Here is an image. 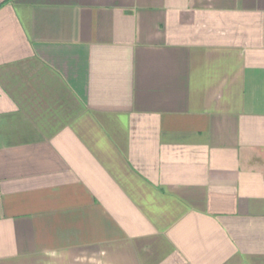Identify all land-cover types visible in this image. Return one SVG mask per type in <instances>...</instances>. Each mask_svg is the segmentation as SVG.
I'll return each mask as SVG.
<instances>
[{
	"label": "crops",
	"instance_id": "obj_1",
	"mask_svg": "<svg viewBox=\"0 0 264 264\" xmlns=\"http://www.w3.org/2000/svg\"><path fill=\"white\" fill-rule=\"evenodd\" d=\"M0 264H264V0H0Z\"/></svg>",
	"mask_w": 264,
	"mask_h": 264
}]
</instances>
